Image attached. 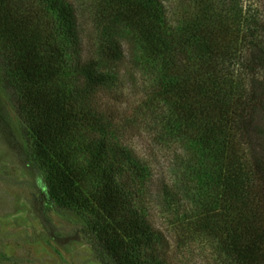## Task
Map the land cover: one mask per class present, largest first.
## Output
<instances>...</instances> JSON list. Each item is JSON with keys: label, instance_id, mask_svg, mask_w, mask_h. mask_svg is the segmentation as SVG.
<instances>
[{"label": "trees", "instance_id": "1", "mask_svg": "<svg viewBox=\"0 0 264 264\" xmlns=\"http://www.w3.org/2000/svg\"><path fill=\"white\" fill-rule=\"evenodd\" d=\"M164 1L95 0L86 42L67 0H0L2 75L17 92L27 157L45 199L82 220L100 264H172L151 204L178 243L204 240L219 264H264V145L253 146L264 26L256 40L243 32L226 0ZM239 50H251L243 73ZM127 60L152 94L157 144L179 148L168 184L93 103L120 86Z\"/></svg>", "mask_w": 264, "mask_h": 264}, {"label": "rangeland", "instance_id": "2", "mask_svg": "<svg viewBox=\"0 0 264 264\" xmlns=\"http://www.w3.org/2000/svg\"><path fill=\"white\" fill-rule=\"evenodd\" d=\"M67 1L80 25V37L86 42L93 41L90 19L95 0ZM163 3L168 6V0ZM226 4L234 9L235 18L241 20L243 32L252 29L256 40L258 26H264V0H226ZM172 11V6L167 8L168 14ZM239 52V60L233 65L235 73H243L252 57L251 50ZM126 63L119 69L120 86L110 96L97 95L93 103H99L102 113L111 116L120 133L115 139L129 148L154 178L161 177L168 184L172 154H178L179 148L175 144H157L155 123L150 119L155 109L152 94L145 88H137L141 74L138 76L128 60ZM2 72L0 58V264H100L80 232L82 220L57 208L54 199H45L44 176L27 157L25 125L16 112L17 92L5 82ZM257 89L264 90V84L257 85ZM253 138V146L258 150V144L264 145V126L262 133ZM161 212L151 204L148 219L164 235L172 264H219L204 240L178 243L176 232Z\"/></svg>", "mask_w": 264, "mask_h": 264}]
</instances>
